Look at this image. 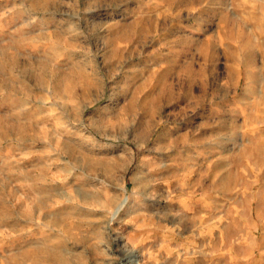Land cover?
Here are the masks:
<instances>
[{
	"label": "rangeland",
	"instance_id": "374dc122",
	"mask_svg": "<svg viewBox=\"0 0 264 264\" xmlns=\"http://www.w3.org/2000/svg\"><path fill=\"white\" fill-rule=\"evenodd\" d=\"M160 1L0 0V264H264V0H248V66L181 51L207 43L199 10L165 34ZM12 161L57 188L43 221L6 213Z\"/></svg>",
	"mask_w": 264,
	"mask_h": 264
},
{
	"label": "crops",
	"instance_id": "0c3cea01",
	"mask_svg": "<svg viewBox=\"0 0 264 264\" xmlns=\"http://www.w3.org/2000/svg\"><path fill=\"white\" fill-rule=\"evenodd\" d=\"M160 2L165 3L164 14L167 13L165 18L170 17L169 19H176L177 21L175 27L171 25L166 28L164 31L165 34H175L178 33L179 30H184L182 32L186 30V32L189 33L188 29H192L193 27L189 24V16L187 18L184 14L190 10L195 12L199 10V13L204 11V18L198 16L199 13H197L196 19L199 20V26H194V32L190 33H202L208 36L206 38L207 43L196 49L182 48L181 51H191L192 53L190 54L192 55L195 50V54H199L202 58L205 57L204 54H202L203 50L207 51L205 52L207 56L209 55L208 53H211V50L214 55L219 51H225L228 52L225 54V58L227 57L230 61L236 57L233 52H242V56L239 58L241 61L239 62V66H248V0H161ZM170 4L174 5L173 10L167 8V5ZM154 11L155 6H148L147 12L150 15L148 14V18H145L150 21L153 19L156 21L158 15L152 16ZM174 12H176L175 15H173ZM170 13L171 16H169ZM239 32L241 34H239ZM150 33H152V31H150ZM214 59L216 58L214 57ZM24 164L25 163L22 161L18 162V166L16 162L13 161L11 163L5 162L4 164L6 170L4 188V193L6 195L5 210L7 213L9 208L13 211L18 208L22 209L26 206V210L29 212L31 207H35L32 209L34 213H36L35 216L34 213H31V216L33 215L31 218L32 221H34L35 217L36 220L43 221L45 219L43 210L47 205L54 204L55 196H59V194L56 193L57 188H48L45 186L43 172L41 176H39L40 172L37 170L28 172ZM38 167L39 165L37 168ZM28 173L30 179L27 178ZM40 211L43 212L40 214ZM10 222L13 223V219L12 221L10 220ZM32 226H40V223H32ZM44 246L42 240H36V242L31 245L32 249H30L29 252L35 257H37L39 253H42L41 257H44ZM24 251L25 250L22 251V254Z\"/></svg>",
	"mask_w": 264,
	"mask_h": 264
},
{
	"label": "bare ground",
	"instance_id": "6f19581e",
	"mask_svg": "<svg viewBox=\"0 0 264 264\" xmlns=\"http://www.w3.org/2000/svg\"><path fill=\"white\" fill-rule=\"evenodd\" d=\"M43 1H47V0H43ZM32 6H33L34 9H35L36 5L33 4ZM234 30H235V29H234ZM237 30H238V29H237ZM240 30H241V29H240ZM230 32H232V31H230ZM236 32H237V31H236ZM233 33H234V32H233ZM235 34H236V33H235ZM239 34H241V33L239 32ZM258 48H259V47H258ZM57 89H58V88H57ZM57 89H56V90H57ZM164 92H167L166 88H165V87H161V88H160V93L163 94ZM162 94H159L157 97H155V99L159 100V98H160V96H161ZM150 102L153 103L151 100H150ZM153 104H154V103H153ZM142 107H143V106H142ZM144 109H145V107H144ZM146 110H147V108H146ZM152 115H153V114H152ZM150 116H151V115H150ZM21 128H22V127H21ZM167 130H168V129H167ZM167 130H166V129H163L164 132L162 131L163 134L167 136V139H166V140H169L166 144L163 143V144L165 145L166 149H170V148H173V147H174L173 149L178 148V147L184 142V140H182V139H180V140L177 139V140H175V141H174V140H170L171 135H170V137H169V132H168ZM169 131H171V130H169ZM0 134H1V133H0ZM4 134H5V133H4ZM162 136H163V135H162ZM160 138H161V136H160ZM181 138H183V136H182ZM5 139H6V138H5ZM161 139H162V138H161ZM163 139H164V137H163ZM183 139H184V138H183ZM186 140H187V139H186ZM186 140H185V141H186ZM179 144H180V145H179ZM161 145H162V144H161ZM162 146H163V145H162ZM255 146H256V145H255ZM159 147H160V146H159ZM163 147H164V146H163ZM246 149L248 150L247 147H246ZM255 149H256V147H255ZM257 149L259 150V146H258ZM158 150H159V149H158ZM176 150H177V149H176ZM178 150H179V149H178ZM244 150H245V149H244ZM253 150H254V149H253ZM253 150H252V152H251L252 154H253ZM160 151H161V150H160ZM256 151H257V150H256ZM256 151H255V152H256ZM246 152H247V151H246ZM164 153H165V152H164ZM169 153H171V152L169 151ZM258 153H259V152H258ZM258 153H257V156H259ZM169 155H170V154H169ZM169 155H167V156H169ZM253 155H254V154H253ZM165 156H166V155H165ZM177 156H178V155H177ZM254 156H255V155H254ZM174 158H175V157H174ZM259 158H260V157H259ZM250 159H251V158H250ZM260 159H261V158H260ZM257 160H258V158L256 159V161H257ZM173 161H174V160H173ZM256 161H255V162H256ZM261 162H263L262 159H261ZM174 163H175V162H174ZM177 164H178V165H177L175 168H173V171H171V174H172L173 176L175 175L174 172L176 173V171H178V170H180V171L182 172V170L186 169V166H185V164H184L183 162L180 163V164H179V163H177ZM236 164H237V163H236ZM238 164H239V163H238ZM173 165H174V164H173ZM248 165H249V164H248ZM253 166L255 167V165H253ZM261 166H262V165H261ZM257 167H259V166H257ZM248 168H249V167H248ZM252 169H254V168H252ZM259 169H261V168H259ZM168 170H169V169H168ZM262 170H263V169H262ZM180 171H179V172H180ZM260 171H261V170H260ZM185 172H186V171H185ZM177 173H178V172H177ZM171 174H170V176L172 177ZM166 176H167V175H166ZM168 176H169V175H168ZM228 176H229V175H228ZM237 176H238V175H237ZM248 176H249V175H248ZM185 177H186V176H185ZM216 177H217V176H216ZM235 177H236V176H235ZM262 177H263V176H262ZM166 178H167V177H166ZM172 178H173V177H172ZM174 178H175V177H174ZM241 178H242V177H241ZM236 179H237V177H236ZM239 179H240V176H239ZM239 179H238V180H239ZM222 180H223V179H222ZM241 180H242V179H240V181H241ZM180 181H181V180H180ZM180 181H179V182H180ZM240 181H239V182H240ZM244 181H245V180H244ZM244 181H243V182H244ZM225 182H226V181H225ZM227 182H228V181H227ZM241 182H242V181H241ZM263 182H264V180H263ZM263 182H262V184H263ZM185 183H186V182H184V180L181 181V186L184 187ZM186 184H187V183H186ZM224 184H225V183H224ZM244 184H245V183H244ZM259 184H260V183H259ZM189 185H191V184H189ZM226 185H227V184H226ZM186 186H187V185H186ZM220 186H221V184H220ZM220 186L218 187V189L221 188ZM224 186H225V185H224ZM244 186H245V185H244ZM179 187H180V186H179ZM222 187H223V186H222ZM245 187H246V186H245ZM186 188H187V187H186ZM247 189H248V188H247ZM189 190H190V189H189ZM184 191H185V190H184ZM192 191L195 192L194 190H192ZM224 191H225V190H224ZM224 191L222 190V192H224ZM226 191H227V189H226ZM243 191H244V190H243ZM211 192H212V191H211ZM244 192H245V191H244ZM257 192H258V191H257ZM188 193H189V192H188ZM188 193H186V194L188 195ZM190 193H192V192H190ZM190 193H189V194H190ZM224 193H226V192H224ZM228 193H229V192H228ZM196 194H197V193H196ZM248 194H249V193H248ZM190 195H191V194H190ZM233 195H234V194H233ZM239 195H241V194H239ZM244 195H246V193H244ZM201 196H202V195H201ZM226 196H228V195H226ZM229 196H230V195H229ZM210 197H211V196H210ZM221 197H222V196H221ZM236 197H237V196H236ZM207 198H209V197H207ZM211 198H212V197H211ZM211 198H210V199H211ZM222 198H223V197H222ZM245 198H246V197H245ZM205 199H206V198H205ZM223 199H225V198H223ZM234 199H236V198H234ZM208 200H209V199H207V201H208ZM236 200H237V199H236ZM239 200H240V199H239ZM262 200H263V199H262ZM211 201H212V199H211ZM233 201H234V200H233ZM240 201H241V200H240ZM240 201H239V202H240ZM256 201H257V200H256ZM263 201H264V200H263ZM187 202H188V199H187ZM195 202H196V201H195ZM227 202H228V201H227ZM188 203H189V202H188ZM197 203H198V202H197ZM232 203H233V202H232ZM251 203H252V202H251ZM185 204H186V203H185ZM198 204H199V203H198ZM240 204H241V203H240ZM262 204H263V203H262ZM202 205H203V204H202ZM237 205H238V204H237ZM257 205H259V203H258ZM206 206H207V205H206ZM230 206H231V204H230ZM208 207H209V206H208ZM233 207H234V206H233ZM246 207H247V206H246ZM34 208H35V207H34ZM34 208L31 207V209L29 210V214L27 213V214H28V218L31 217V213H34V211L32 210V209H34ZM231 208H232V207H231ZM247 208H248V207H247ZM210 209H211V208H210ZM232 209H233V208H232ZM253 209H254V208H253ZM261 209H262V207H261ZM262 210H264V209H262ZM32 211H33V212H32ZM249 211H250V210H249ZM193 212H194V211H193ZM218 212H219V210H218ZM218 212H217V213H218ZM220 212H221V211H220ZM236 212H237V211H236ZM224 213H225V212H224ZM254 213H255V212H254ZM256 213H257V212H256ZM256 213H255V215H257V214H259V213H261V212L259 211V213H257V214H256ZM191 214H192V213H191ZM239 214H240V213H239ZM200 215H201V213H200ZM205 215H206V213H205ZM209 215H210V214H209ZM242 215H243V214H242ZM262 215H263V214H261V216H262ZM26 216H27V215H26ZM32 216H33V215H32ZM223 216H224V214H223ZM246 216H247V215H246ZM251 216H252V215H251ZM261 216L258 215V218H260ZM39 217H40V216H39ZM200 217H201V216H200ZM218 217H219V216H218ZM224 217H225V216H224ZM26 218H27V217H26ZM186 218H187V217H186ZM188 218H189V217H188ZM193 218H194V217H193ZM193 218H192V219H193ZM202 218H203V217H202ZM205 218H206V217H205ZM209 218H210V217H209ZM43 219H44V217H43ZM210 219H211V218H210ZM226 219H227V218H226ZM237 219H238V220L241 219V217H239L238 214H237V216H232V218H231V220H233V221H234V220H237ZM195 220H196V219H195ZM227 220H228V219H227ZM257 220H258V219H257ZM257 220H256V221H257ZM261 220H263L262 217H261ZM218 221H219V220H218ZM258 221H259V220H258ZM202 222H203V221H202ZM209 222H210V221H209ZM209 222H208V223H209ZM224 222H225V221H224ZM234 222H235V221H234ZM243 222H244V224H245L247 221L245 222V219H243ZM243 222H242V223H243ZM225 223H226V222H225ZM225 223H224V228L228 225V224H227V225L225 226ZM238 223H239V222H238ZM260 223H261V222H260ZM204 224H207V223L205 222ZM250 224H251V223H250ZM215 225H216V224H215ZM242 225H243V224H242ZM263 225H264V223H263L261 226H263ZM230 226H232V225L230 224ZM254 226H255V225H254ZM250 227H251V226H250ZM263 227H264V226H263ZM224 228H223V231H224ZM256 228H257V227H256ZM221 229H222V228H221ZM243 229H244V228H243ZM226 230H227V229H225V231H226ZM217 231H218V230H217ZM225 231H224V232H225ZM232 231H234V229H233ZM249 231H250V230H249ZM255 231H256V230H255ZM228 232H229V231H228ZM234 233H235V232H234ZM247 233H248V232H247ZM217 234H218V233H217ZM250 234H252V233H250ZM227 235H228V234H227ZM232 235H233V234L230 233L229 236H232ZM238 235H239V234H238ZM241 235H242V234H241ZM241 235H240V237H241ZM246 235H247V234H246ZM203 236H204V235H203ZM212 236H213V235H212ZM229 236H228V237H229ZM210 237H211V236H210ZM218 237H219V236H218ZM218 237H217V238H218ZM237 237H238V236H237ZM242 237H243V236H242ZM263 237H264V235H263ZM220 238H221V237H220ZM224 238H225V236H224ZM224 238H223V239H224ZM258 238H260V237H258ZM184 239H185V238H184ZM214 239H215V237H214ZM214 239H213V240H214ZM218 239H219V238H218ZM227 239L229 240L230 238H227ZM233 239H234V238H233ZM216 240H217V239H216ZM228 240H227V243H228ZM235 240H236V239H235ZM247 240H248V238H247ZM247 240H245L244 238H243V239L241 238L240 241L238 242V245H244V244H246V241H247ZM249 240H250V239H249ZM207 241H208V240H207ZM210 241H211V240H210ZM219 241H220V239H219ZM219 241H218V242H219ZM224 241H225V240H224ZM214 242H215V241H214ZM253 242H254V241H253ZM253 242H252V244H253ZM210 243H213V242H210ZM215 243H216V242H215ZM262 243H263V242H262ZM262 243H261V244H262ZM218 244H219V243H218ZM229 244H230V243H229ZM234 244H235V243H234ZM247 245H248V244H247ZM263 245H264V244H263ZM223 246H224V245H223ZM235 246H236V245H235ZM232 247H233V246H232ZM263 247H264V246H263ZM248 248H250V246H249ZM209 249H210V248H209ZM211 249H212V248H211ZM211 249H210V250H211ZM218 249H219V248H218ZM251 249H252V248H251ZM226 250H227V249H226ZM235 250H236V249H235ZM235 250H234V251H235ZM247 250H248V249H247ZM215 251H216V250H215ZM221 252H222V250H221ZM223 252H224V251H223ZM236 252H237V250H236ZM246 252H247V251H246ZM215 253H216V252H215ZM231 254H232V253H231ZM234 254H235V253H234ZM244 254H245V252H244ZM217 255H218V254H217ZM225 255H226V253H225ZM247 255H248V253H247ZM222 256H223V255H222ZM231 256H232V255H231ZM235 256H236V255H235ZM235 256H234V257H235ZM238 256H241V255H238ZM245 256H246V255H245ZM217 257H218V256H217ZM217 257H216V258H217ZM235 258H236V257H235ZM242 258H243V257H242ZM242 258H241V259H242ZM128 259H129V258H128ZM217 259H218V258H217ZM229 260H230V262H231V259H229ZM243 260H244V259H243ZM227 261H228V260H227ZM233 261H234V260H233ZM228 262H229V261H228ZM230 262H229V263H230ZM245 262H247V261H245ZM231 264H232V263H231Z\"/></svg>",
	"mask_w": 264,
	"mask_h": 264
}]
</instances>
